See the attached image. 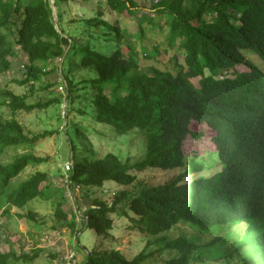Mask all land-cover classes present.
I'll use <instances>...</instances> for the list:
<instances>
[{
  "label": "trees",
  "instance_id": "trees-1",
  "mask_svg": "<svg viewBox=\"0 0 264 264\" xmlns=\"http://www.w3.org/2000/svg\"><path fill=\"white\" fill-rule=\"evenodd\" d=\"M52 1L57 27L51 0H0V76L24 56L17 85L34 93L35 83L60 71L64 89L63 97L30 102L28 94L0 88V216L38 223L33 210L18 211L41 200L80 232L76 212L62 208L66 190L46 173L15 182L28 167L48 162L35 144L62 133L72 154L70 184L85 192L125 187L92 199L83 226L106 241L113 216L127 217L145 240L131 259L96 245L84 264H264V0H152L141 15L135 0ZM75 4L92 6V14L66 24ZM124 16L141 38L164 53L183 52L184 61L145 68L125 56ZM51 106L67 121L62 130L30 134L16 118ZM72 113L105 127L119 147L102 152L87 143L80 156V136L101 133L71 121ZM204 140L213 151L188 150L190 141ZM154 169L169 173L165 182L141 177ZM39 253L0 250V264H28Z\"/></svg>",
  "mask_w": 264,
  "mask_h": 264
},
{
  "label": "rangeland",
  "instance_id": "rangeland-1",
  "mask_svg": "<svg viewBox=\"0 0 264 264\" xmlns=\"http://www.w3.org/2000/svg\"><path fill=\"white\" fill-rule=\"evenodd\" d=\"M139 4L138 15L149 10L152 0H135ZM92 6L86 4H75L71 6V10L66 13V24L71 19L91 15ZM154 21H161V15L152 13ZM209 20V17L207 18ZM136 22L132 17H123L122 29L128 30L129 37L125 39L124 45L121 47L122 53L126 56L133 54L139 60V63L147 68V66L163 67L171 66L173 59L183 62L184 53L176 49H171L167 53L160 51L159 46L151 39H143L139 36L136 29ZM172 60V61H171ZM258 62V59L256 57ZM25 57L22 56L18 59L13 68L7 73L0 76V88L7 87L15 94H28L30 102H36L43 98L44 100L52 99L56 96H62L64 89L62 74L60 71L45 77L43 83H35V92L30 93L27 87H21L14 81L20 80L22 77V63ZM60 63V60H59ZM78 79L81 76H77ZM195 84L198 79L194 80ZM47 84H51L48 85ZM46 87L45 91H40V87ZM63 97V96H62ZM129 101V100H128ZM127 101V102H128ZM78 103L75 104L78 107ZM81 106V105H80ZM65 107V105H64ZM7 116L10 117L9 114ZM71 121L79 122L85 126H97L101 133V137L97 138L96 135H89L90 140L86 139L85 135H81L79 142V155H85V146L89 143L92 150L100 149L102 152L115 150V146L119 147L116 138L105 127H99L97 124L91 122L78 113L71 114ZM16 118L22 123L27 132L30 134L42 133L45 130L54 132L62 130L67 121L63 117L58 119L57 110L55 106H51L48 110L42 112L24 113L19 112ZM89 140V141H88ZM115 141V142H112ZM126 145V149L131 151L133 158H140L141 154L133 149L132 145ZM188 150L192 151L197 149L200 153L204 154L207 151H213L214 147L212 142L209 141H190L187 144ZM70 145L64 141L63 134H52L46 138L40 139L34 146V152L39 157L48 158V162L38 167H28L15 182L26 180L29 176L36 171L44 172L47 174L49 183L55 188H64L66 190L67 201L63 204V210L66 213L71 211L77 214V232L76 235L70 228L67 221L63 220L54 214V206L51 202H44L41 200L29 204L26 210L18 211L25 213L27 210H33L38 219V223L32 222L27 219L13 217V219H6L0 216V250L4 253L13 250L17 255L21 253L33 254L34 251L39 250L34 261L28 264H84L86 256L91 253L93 247L96 245L100 248H116L124 255L131 259L137 255L145 246L144 236L137 232L133 223L127 217L120 218L114 215V228L106 241L102 237L97 236L95 231L87 230L83 226L84 213L88 206L91 205L92 199L105 200L119 190L125 189L124 186H116L115 184H107L102 188L80 189L69 180V167L73 165L72 154L70 152ZM24 150H19V153ZM129 154V155H130ZM75 155V154H74ZM213 170H211L212 172ZM141 174L145 177L146 181H153L154 183L165 182L169 173L160 171L159 169L147 170ZM175 174V173H172ZM17 210L13 209L12 213ZM82 229V230H81ZM22 264V263H18Z\"/></svg>",
  "mask_w": 264,
  "mask_h": 264
},
{
  "label": "water",
  "instance_id": "water-1",
  "mask_svg": "<svg viewBox=\"0 0 264 264\" xmlns=\"http://www.w3.org/2000/svg\"><path fill=\"white\" fill-rule=\"evenodd\" d=\"M51 5H52L53 13H54V23H55V26L57 27V22H58L57 10H56V7L54 6V2L52 0H51Z\"/></svg>",
  "mask_w": 264,
  "mask_h": 264
}]
</instances>
